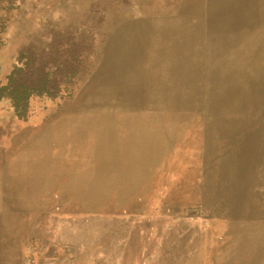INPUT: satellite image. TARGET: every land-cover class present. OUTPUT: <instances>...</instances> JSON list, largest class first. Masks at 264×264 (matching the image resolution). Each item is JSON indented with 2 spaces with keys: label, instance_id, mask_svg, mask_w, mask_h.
<instances>
[{
  "label": "rangeland",
  "instance_id": "rangeland-1",
  "mask_svg": "<svg viewBox=\"0 0 264 264\" xmlns=\"http://www.w3.org/2000/svg\"><path fill=\"white\" fill-rule=\"evenodd\" d=\"M111 218L264 264V0H0V264H98L63 229Z\"/></svg>",
  "mask_w": 264,
  "mask_h": 264
},
{
  "label": "bare ground",
  "instance_id": "bare-ground-1",
  "mask_svg": "<svg viewBox=\"0 0 264 264\" xmlns=\"http://www.w3.org/2000/svg\"><path fill=\"white\" fill-rule=\"evenodd\" d=\"M76 224L63 229V234L67 238L80 243H92L98 239H106L108 250H95L99 255L98 264H152L156 259V249L144 250V246L159 242L163 236L161 222L151 224L134 223L132 221L111 218L108 220H84L75 222ZM168 226H165L168 229ZM21 224H17V230L22 229ZM212 239H214L212 237ZM140 247L141 250H136ZM93 253L94 250H90ZM64 257L45 258L42 264H67ZM192 264H201L196 259Z\"/></svg>",
  "mask_w": 264,
  "mask_h": 264
}]
</instances>
